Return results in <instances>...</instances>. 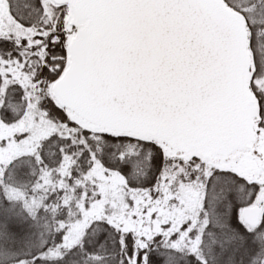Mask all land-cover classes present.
I'll use <instances>...</instances> for the list:
<instances>
[{"label":"snow or ice","instance_id":"snow-or-ice-1","mask_svg":"<svg viewBox=\"0 0 264 264\" xmlns=\"http://www.w3.org/2000/svg\"><path fill=\"white\" fill-rule=\"evenodd\" d=\"M0 264H264V0H0Z\"/></svg>","mask_w":264,"mask_h":264}]
</instances>
